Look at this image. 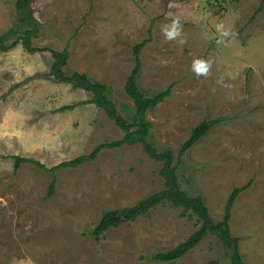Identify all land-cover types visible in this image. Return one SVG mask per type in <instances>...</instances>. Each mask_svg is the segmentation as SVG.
Masks as SVG:
<instances>
[{"label": "rangeland", "instance_id": "obj_1", "mask_svg": "<svg viewBox=\"0 0 264 264\" xmlns=\"http://www.w3.org/2000/svg\"><path fill=\"white\" fill-rule=\"evenodd\" d=\"M261 0H33L40 31L27 51L19 43L0 51V264H230L219 239L208 234L173 262L153 256L186 240L197 216L169 203L93 234L103 214L137 204L165 188L163 163L141 144L105 148L95 161L57 172L33 163L15 171L14 155L48 167L90 153L97 144L123 136L96 104L92 93L50 74L51 50L68 49L63 68L85 72L108 84L120 114L136 110L125 84L141 52L139 83L157 93L172 85L166 100L147 113L151 139L175 153L180 185L201 194L214 220L221 221L235 187L252 184L237 197L230 231L241 238L246 264H264V9ZM17 0H0V35L8 43L26 25ZM170 4L172 5L170 7ZM179 19L182 35L166 39L162 28ZM234 33L222 37L217 25ZM183 43H180V41ZM212 64L197 77L195 59ZM223 76L224 85L217 80ZM73 105L68 110L62 106ZM205 119H221L184 156L179 152Z\"/></svg>", "mask_w": 264, "mask_h": 264}, {"label": "trees", "instance_id": "obj_2", "mask_svg": "<svg viewBox=\"0 0 264 264\" xmlns=\"http://www.w3.org/2000/svg\"><path fill=\"white\" fill-rule=\"evenodd\" d=\"M32 1L33 0H17V10L20 19L22 23L26 25V28L22 29L18 39L12 43H8V33L0 35L1 52H7L19 43H21L29 52L45 50L44 48L33 46L32 43L33 37H37L40 31L39 23L32 14ZM263 9L264 0H261L259 7L255 11V16ZM148 42L149 39H145L134 46L135 67L125 84L126 93L133 99L136 106V110L133 113L131 120L119 113L112 97V89L108 84L95 81L85 72L75 71L70 75L66 74L63 68L67 65L70 56L69 50H51L54 56V62L52 63L50 74L54 79L60 82L70 83L74 88H81L92 93V98L88 102L94 103L104 110L109 118L122 129L123 136L113 141L99 143L90 153L78 155L51 167L31 158L14 155L15 171H18L24 163H33L51 172L53 179L48 188V197H51L56 191L57 172L59 170L75 168L86 162L95 161L105 148L114 149L125 145L133 146L141 144L145 152L152 159L163 163V166L160 169V174L165 180V188L147 196L133 206L106 211L98 225L93 230L95 237L100 240L110 228L118 227L121 223L126 221H134L142 215L149 214L154 207L160 204L169 203L174 207L182 208L184 215L191 212V214L197 216L198 224H200V226L186 240L179 243L176 247L155 254L153 256L155 260L162 262L176 261L193 250L203 238H205V236L212 234L215 235L223 245L225 254L230 259V264H246L239 247L241 238L231 234L229 222L232 215V208L237 197L240 193L251 186L252 181L243 186L234 188L226 203L224 216L221 221L214 220L205 199L201 194L191 195L182 189L177 174L175 153L169 148L160 150L150 137L152 124L148 119L147 113L170 96L172 85L157 93H149L142 89L139 83V77L142 70L141 52ZM72 107L73 105H65L62 106L60 110H68ZM221 122V119H205L200 122L193 128L190 137L182 144L179 156H184V154H186L195 144L199 143ZM212 264L217 263L213 262Z\"/></svg>", "mask_w": 264, "mask_h": 264}, {"label": "clouds", "instance_id": "obj_3", "mask_svg": "<svg viewBox=\"0 0 264 264\" xmlns=\"http://www.w3.org/2000/svg\"><path fill=\"white\" fill-rule=\"evenodd\" d=\"M172 5L170 4V7ZM162 31L168 40H177L182 35V25L180 24L179 19H175L172 21L170 25H166L162 28ZM217 32L222 37H229L231 35H234V33H230L229 31L224 30V26L222 24L217 25ZM180 43H183L181 40ZM212 68V64L209 60L206 59H195L192 62V71L195 73L197 77H207L210 73V70ZM217 83L221 86L224 85V77L221 76Z\"/></svg>", "mask_w": 264, "mask_h": 264}]
</instances>
